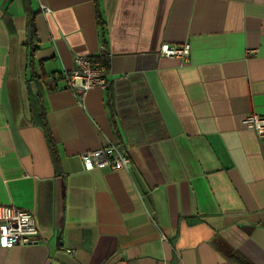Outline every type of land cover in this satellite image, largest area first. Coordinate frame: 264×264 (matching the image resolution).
Segmentation results:
<instances>
[{"label":"crops","instance_id":"obj_1","mask_svg":"<svg viewBox=\"0 0 264 264\" xmlns=\"http://www.w3.org/2000/svg\"><path fill=\"white\" fill-rule=\"evenodd\" d=\"M98 4L102 25L96 0H0V205L39 228L0 264H264V139L242 123L264 115V0ZM101 54L106 88L79 96L66 73ZM112 141L130 169L83 168Z\"/></svg>","mask_w":264,"mask_h":264},{"label":"built area","instance_id":"obj_2","mask_svg":"<svg viewBox=\"0 0 264 264\" xmlns=\"http://www.w3.org/2000/svg\"><path fill=\"white\" fill-rule=\"evenodd\" d=\"M44 11H50L44 7ZM190 43L171 44L162 42L158 53L166 57H178L187 61L190 56ZM104 66L93 55H77L74 67L66 73L68 85L81 96L88 88L98 86L106 88ZM243 125L256 132L264 139V115L257 113L246 114L242 120ZM83 168L92 170L108 167L112 170L130 169L131 158L128 153L117 143L109 142L99 148L88 150L80 154ZM39 228L34 215L29 211L15 205H0V245L5 247L24 246L37 243Z\"/></svg>","mask_w":264,"mask_h":264},{"label":"trees","instance_id":"obj_3","mask_svg":"<svg viewBox=\"0 0 264 264\" xmlns=\"http://www.w3.org/2000/svg\"><path fill=\"white\" fill-rule=\"evenodd\" d=\"M98 1L99 0H96V7H97V21H98V24L99 25H102V20H101V15H100V10H99V4H98ZM103 56L104 54H101L99 55V60L100 62L102 63V65L104 66V68H106V63L104 62V59H103ZM42 118L44 119V122L42 123V129L44 131V135L46 137V141L47 143L49 144L50 148H54L55 146V142L52 138V135L50 133V130L48 128V125H47V121H46V118H45V114L44 112H42Z\"/></svg>","mask_w":264,"mask_h":264}]
</instances>
